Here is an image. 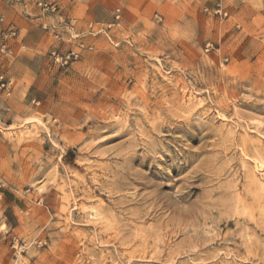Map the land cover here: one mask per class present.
Wrapping results in <instances>:
<instances>
[{
  "label": "rangeland",
  "instance_id": "1",
  "mask_svg": "<svg viewBox=\"0 0 264 264\" xmlns=\"http://www.w3.org/2000/svg\"><path fill=\"white\" fill-rule=\"evenodd\" d=\"M87 1L0 70V264H264V0Z\"/></svg>",
  "mask_w": 264,
  "mask_h": 264
},
{
  "label": "crops",
  "instance_id": "2",
  "mask_svg": "<svg viewBox=\"0 0 264 264\" xmlns=\"http://www.w3.org/2000/svg\"><path fill=\"white\" fill-rule=\"evenodd\" d=\"M57 2L61 9L63 17L69 18L75 16L77 13H81V6H86L84 10L85 14L89 15L92 11V7L97 3L89 4L87 0H47ZM54 18V17H53ZM53 18L42 16V12L39 8L30 6L25 9L24 5L15 0H0V26L12 24L19 28V34L17 37L9 39L7 41L8 49L4 52L1 50L2 44L4 43L0 33V70H8L15 72L17 77L30 78L36 80L44 78L45 76L39 75L34 70L33 66L37 61L43 62L45 66L49 64L46 59V51L43 48L50 46L49 41L53 30L45 28ZM23 44L25 48L30 50L29 55H21L11 60L9 55L14 53L16 45ZM49 66L48 72L54 71ZM35 85V84H34ZM30 88H33L30 85Z\"/></svg>",
  "mask_w": 264,
  "mask_h": 264
},
{
  "label": "built area",
  "instance_id": "3",
  "mask_svg": "<svg viewBox=\"0 0 264 264\" xmlns=\"http://www.w3.org/2000/svg\"><path fill=\"white\" fill-rule=\"evenodd\" d=\"M16 2H20L24 5L25 9L30 8V6L37 7L41 10L42 16L50 17L53 18V20L46 25L45 28L49 29V27L53 30L54 36L57 39H61V34L59 33L62 24H66L69 27H73V22L74 20L67 18V20L64 19L63 14H62V9L60 5L55 2V1H47V0H15ZM216 13L219 14H224V16H227V12L223 10L221 0L216 5ZM116 21L114 23H111L108 25V28H111L118 24V21L120 20V13H116L115 15ZM1 21V20H0ZM2 22V21H1ZM89 29L90 32L92 33H101L104 31L103 27H99L95 29V26L91 23L89 24ZM0 33L2 36V39L4 43L2 44L1 50L6 51L8 49L7 47V41L9 39L15 38L19 34V28L12 25V24H7V25H1L0 26ZM209 50V47H207V51ZM51 54V59L55 64H58L59 66H67L75 61H77L81 53L75 50H70L67 52H61L58 49H54L50 52ZM11 86H12V81L10 79H7L4 75L0 76V91L5 93L6 95L11 94ZM35 102V100H33ZM6 186V182L0 178V200L2 198V193L1 191L4 189Z\"/></svg>",
  "mask_w": 264,
  "mask_h": 264
},
{
  "label": "bare ground",
  "instance_id": "4",
  "mask_svg": "<svg viewBox=\"0 0 264 264\" xmlns=\"http://www.w3.org/2000/svg\"><path fill=\"white\" fill-rule=\"evenodd\" d=\"M261 170H262V172L264 173V163H261Z\"/></svg>",
  "mask_w": 264,
  "mask_h": 264
}]
</instances>
